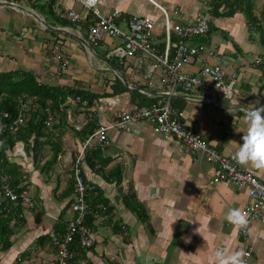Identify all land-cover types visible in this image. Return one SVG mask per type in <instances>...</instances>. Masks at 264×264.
<instances>
[{"label":"crops","instance_id":"0c3cea01","mask_svg":"<svg viewBox=\"0 0 264 264\" xmlns=\"http://www.w3.org/2000/svg\"><path fill=\"white\" fill-rule=\"evenodd\" d=\"M97 7L104 16L118 10L121 18L116 22L121 27L125 26L123 18L150 16L155 21L156 35L163 26L161 8L175 23H191L199 12L208 13L210 31L203 42L215 50L211 63L222 64L229 71L226 73L236 74L235 103L216 91L207 101L197 91L177 95L173 104L188 128L242 168L264 178V170L241 164L235 157L243 142V131H247L245 111L264 106V43L258 28H251L239 11L216 16L213 7L206 9L200 0H100ZM58 9H72L86 19L73 24L60 18ZM226 9L223 2L218 11ZM91 22L92 17L80 3L69 0H0V73L30 72L38 83L96 95L90 105L80 95L67 94L61 103L63 109L52 111V122L59 113L65 115V126L60 131L55 129L56 133L52 130L55 137L59 136L54 141L63 151L56 157L54 170L41 172L33 164L31 151L27 154L24 143L16 142L11 154L23 149L25 155H17L11 162L27 173L18 188L28 192L34 206H22V220L10 225L12 244L0 250V264L54 263L52 237L62 234L72 218L67 204L73 197L69 186L73 179L66 170L82 141L77 133L88 123H106L117 109L142 101L148 105L158 96L157 85L162 81L159 71L147 78L142 71L147 70L145 66L123 64L112 54L116 46L112 39L88 43L86 33ZM63 65L66 72L61 71ZM198 67L195 64L186 68L196 71ZM120 82L142 96L122 88L115 91V84L119 86ZM76 96L86 100L87 107L76 102ZM85 117L89 120L83 124ZM75 125L82 127L75 130ZM98 148L100 165L91 167L84 161L83 175L96 186L95 194L106 199L111 210L109 216L94 217L89 223L96 237L95 246L78 253L73 264H215L212 253L222 245L230 250H250L246 264H264V223H251L245 237L238 233L227 220V213L233 207L242 209L249 199L245 191L232 184L212 183L217 173L213 165L194 162L186 149L172 138L154 134L146 122L128 132L111 131L109 145ZM46 152L49 155L45 162L52 157L53 149ZM117 165L121 166V179L111 174ZM132 195L146 211L148 225L126 205L125 197ZM2 197L0 193V200Z\"/></svg>","mask_w":264,"mask_h":264},{"label":"built area","instance_id":"2783aa9c","mask_svg":"<svg viewBox=\"0 0 264 264\" xmlns=\"http://www.w3.org/2000/svg\"><path fill=\"white\" fill-rule=\"evenodd\" d=\"M69 1L80 3L92 17V22L87 26L86 41L88 43L95 44L112 37L120 38L121 44L112 49V54L123 64L126 58H136L138 63L146 65L145 77L148 78L158 70L162 81L157 85L159 92L155 101L148 105L131 103L128 108L115 110L110 120L97 124L93 131L80 142L70 160L73 179V201L70 205L72 218L61 238L55 240L56 254L53 264H70L78 254L72 247L90 249L96 243L94 232L86 223L89 215L97 217L98 214L88 200L95 186L83 175L85 153L90 149L109 145L111 131L128 132L142 122L148 123L154 134L174 139L181 148L188 151L194 162L204 161L213 165L217 173L211 179L212 183L232 184L238 190L245 191L249 202L242 210L248 218V224L244 228L235 225L241 236L245 237L248 234L251 223H264V178L242 168L236 161L210 145L200 134L188 128L173 104V99L177 95L197 91L203 94L207 101L211 100L209 97L211 92L216 91L223 99H228L231 104L235 103L236 74H228L221 65L211 63L215 50L207 47L203 42L210 31L208 13L199 12L191 23H175L168 12L160 7L163 26L161 33L156 35L155 21L150 16H131L127 20L123 18L125 26L121 27L116 22V19L121 18V13L115 10L111 15H101L96 7L100 0ZM200 1L208 10L211 9L209 4L212 0ZM57 14L73 24L86 19L72 9H58ZM192 41L198 43L192 45ZM195 64H199L196 71L186 68ZM61 71L66 72L65 65L61 67ZM67 98L68 101L72 100ZM27 100L31 101L32 98L23 96L20 100L18 114L9 127L13 132L27 121ZM75 101L80 102L84 108L88 105L87 101H82L79 96H76ZM62 109L63 104L59 106V110ZM43 114L46 124L54 120V113L49 106L43 108ZM3 117L8 119L9 114L4 112ZM88 120V117H85L83 124H86ZM74 127L75 130H79L82 126ZM13 154L25 155L23 149H17V152ZM0 192L12 203L17 204L20 201L23 205L29 207L32 205L27 191L24 188L16 191V187L7 176L0 178ZM98 207L102 206L99 204ZM245 252V258L251 255L250 250Z\"/></svg>","mask_w":264,"mask_h":264},{"label":"trees","instance_id":"16d2710c","mask_svg":"<svg viewBox=\"0 0 264 264\" xmlns=\"http://www.w3.org/2000/svg\"><path fill=\"white\" fill-rule=\"evenodd\" d=\"M256 0H212L211 7H213L214 15L216 16H231L235 12L239 11L246 16L247 22L251 28H258L262 33V42L264 43V4L262 6L260 16L255 15L254 10ZM227 4V9L225 11L219 12L222 3ZM255 26V27H254ZM122 88L124 91L128 89L123 86L120 82L119 86L115 84L114 90ZM131 95L142 96L136 90H128ZM71 94L73 96L80 95L82 99H87L89 104L92 105L91 101L96 98V95L91 92H84L76 88L65 89L62 86H50L47 84L38 83L36 76L30 72H1L0 73V178L7 176L8 179L16 187V191H20L21 182L26 180L27 173L20 170V166L11 162V151L13 150L17 141H22L25 145V151L27 154L31 151V156L33 159V164L41 172L45 171V168L50 165V161H46L44 165H39L38 154H41L42 149L49 145L53 149V160L56 159L57 154L62 151V147L58 141H54V133L52 130L59 129L65 126V115L64 113H59L57 120L53 124L52 128H48L45 123V117L43 114V108L49 105L52 111L59 112V106L64 102L65 96ZM23 96H28L35 98L31 103L28 104L27 115L29 116L25 125L19 127L16 132H13L9 127L13 119L16 117L20 107V100L23 99ZM132 97V96H131ZM144 97V96H143ZM177 101V97L174 98ZM173 99V100H174ZM142 103H146L142 101ZM89 105V106H90ZM30 107V108H29ZM29 109V110H28ZM6 112L9 114V118L5 119L3 113ZM95 123H88L80 132L77 133L79 138L83 140L86 138L94 129ZM55 137V139H57ZM100 154V148H94L87 151L85 154V161L91 166L95 167L100 163L98 159ZM99 156V157H98ZM13 158H16L12 155ZM100 165V164H99ZM121 166L117 165L112 169L111 174L114 178L121 179ZM24 176L25 179L22 177ZM70 189L73 193V181L69 184ZM1 193V192H0ZM96 193V186L94 190L90 192L88 200L93 208L96 211L98 216L103 217L109 214L111 210L107 206L106 199L102 198L100 194ZM2 194V193H1ZM3 196V195H2ZM133 196V195H132ZM125 197L126 205L137 214L139 219L145 224L148 223V215L146 211L141 207L142 205L136 201L135 197ZM32 199V198H30ZM73 198L70 199L67 206L72 203ZM32 202V200H31ZM33 204V202H32ZM102 207H98V205ZM22 206L21 202L17 204L10 202L6 197H2L0 200V250L5 251L11 246L10 235L13 233L11 224L14 222H20L22 220ZM34 204L29 207L32 208ZM109 216V215H108ZM93 215L87 217L86 223H89L93 219ZM60 224V222L58 223ZM65 231V230H64ZM63 234V233H62ZM62 234L56 235L49 239L53 246H55V240L60 239ZM49 238V237H46ZM42 237V239H46ZM55 248V247H54ZM77 253L82 251L90 250L84 249L82 247H72ZM80 250V251H79ZM78 254L70 262L73 264Z\"/></svg>","mask_w":264,"mask_h":264},{"label":"clouds","instance_id":"9594fccd","mask_svg":"<svg viewBox=\"0 0 264 264\" xmlns=\"http://www.w3.org/2000/svg\"><path fill=\"white\" fill-rule=\"evenodd\" d=\"M244 119L247 122V131H243V142L235 152V157L241 164L264 170V106L247 109ZM237 131L241 129L237 128ZM226 218L241 228L248 224V218L241 208H231ZM245 256L243 249L230 250L224 245L217 247L212 253L215 264H246ZM205 260H208L207 256Z\"/></svg>","mask_w":264,"mask_h":264},{"label":"rangeland","instance_id":"374dc122","mask_svg":"<svg viewBox=\"0 0 264 264\" xmlns=\"http://www.w3.org/2000/svg\"><path fill=\"white\" fill-rule=\"evenodd\" d=\"M255 2V7H256V10H254V12H255V15L257 16V17H259L260 16V12H261V9H262V6H263V4H264V0H256V1H254ZM211 8V7H210ZM206 9H208L207 7H206ZM246 17V16H245ZM263 22H264V20H263ZM258 34H261V33H258ZM264 37V36H263ZM109 39H112L113 40V43L115 44V45H120L121 44V39L120 38H118V37H112V38H109ZM105 45V44H104ZM106 46V45H105ZM136 59V58H135ZM126 62H133V64L134 65H138V62H137V60H132L131 58H126ZM139 65H143V66H145L146 67V65H145V63H143V64H140L139 63ZM221 66H222V68L224 69V71L225 72H229V71H227V69H226V67H224V65H222L221 64ZM142 71L144 72V74H146L147 75V72H146V70L143 68L142 69ZM158 71V70H157ZM156 71V72H157ZM158 73V72H157ZM126 74V73H125ZM156 75V74H155ZM128 78V77H127ZM157 79V77H155V80ZM124 86V85H123ZM125 87V86H124ZM126 88V87H125ZM28 105V104H27ZM57 118L58 117H56V119H55V121L57 120ZM55 122H52L51 123V125H49L50 127L54 124ZM49 127V128H50ZM54 133H56V130H54ZM57 137V136H56ZM163 137V136H162ZM58 138H59V136H58ZM54 140H56L55 139V134H54ZM48 148L49 149H51V147L49 146V145H47V146H45L43 149H42V152H41V154H38L39 155V158H41L40 160H39V165L40 166H42V165H44V163H45V157H47L48 155H49V153L48 152H46V150H48ZM90 150H92V149H90ZM89 151V150H88ZM61 152V151H60ZM63 152V151H62ZM76 153V152H75ZM74 153V154H75ZM87 153V152H86ZM85 153V154H86ZM59 154V153H58ZM57 154V155H58ZM73 154V155H74ZM73 155H72V157H73ZM57 157V156H56ZM11 160L10 161H12L14 158L12 157V155H11ZM71 159V158H70ZM84 159H85V155H84ZM44 160V161H43ZM49 163H50V165H48L46 168H45V171L44 172H46V171H48V170H54V168H53V165L55 164V162H56V159L55 160H53V155H52V157L49 159ZM85 161V160H84ZM42 162H44V163H42ZM84 164V163H83ZM66 169H67V167H66ZM70 171V173H71V163H70V166L68 167V169L66 170V171ZM60 173H65V172H60ZM72 177V176H71ZM94 236H95V234H94Z\"/></svg>","mask_w":264,"mask_h":264},{"label":"bare ground","instance_id":"6f19581e","mask_svg":"<svg viewBox=\"0 0 264 264\" xmlns=\"http://www.w3.org/2000/svg\"><path fill=\"white\" fill-rule=\"evenodd\" d=\"M96 7H97V6H96ZM97 8H98V7H97ZM208 16H209V15H208ZM12 155H13V156H17V154H13V153H12ZM18 156H19V155H18ZM27 193H28V192H27ZM28 195H29V194H28ZM29 197H30V195H29ZM30 198H31V197H30ZM72 198H73V197H72ZM72 201H73V200H72ZM31 203H32V202H31ZM32 205H33V204H32ZM32 205H31V206H32ZM70 205H71V204H70ZM70 205H69V209H70ZM31 206H30V207H31Z\"/></svg>","mask_w":264,"mask_h":264}]
</instances>
